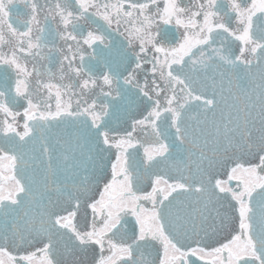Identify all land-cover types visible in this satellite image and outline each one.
Wrapping results in <instances>:
<instances>
[{"label": "snow or ice", "instance_id": "snow-or-ice-1", "mask_svg": "<svg viewBox=\"0 0 264 264\" xmlns=\"http://www.w3.org/2000/svg\"><path fill=\"white\" fill-rule=\"evenodd\" d=\"M89 256L264 264V0H0V264Z\"/></svg>", "mask_w": 264, "mask_h": 264}, {"label": "flooded vegetation", "instance_id": "flooded-vegetation-1", "mask_svg": "<svg viewBox=\"0 0 264 264\" xmlns=\"http://www.w3.org/2000/svg\"><path fill=\"white\" fill-rule=\"evenodd\" d=\"M91 27H95V25H91ZM86 30H87V26H86ZM117 40H122L123 39V37H120V36H116L115 37ZM41 64H43L44 65V68H46L47 67V62L46 61H43V62H41ZM38 67H40V65H37ZM29 67H31V65H29ZM44 68H41V70L43 71L44 70ZM151 257H149V259H150ZM87 264H92V260H91V257L89 256L88 257V259H87Z\"/></svg>", "mask_w": 264, "mask_h": 264}]
</instances>
